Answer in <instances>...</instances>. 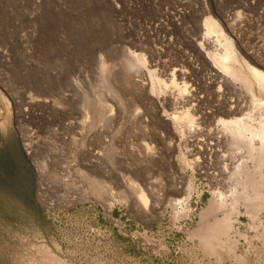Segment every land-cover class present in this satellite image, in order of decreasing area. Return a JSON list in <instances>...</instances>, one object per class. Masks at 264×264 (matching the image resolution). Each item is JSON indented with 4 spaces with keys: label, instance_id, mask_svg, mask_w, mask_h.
I'll use <instances>...</instances> for the list:
<instances>
[{
    "label": "rangeland",
    "instance_id": "rangeland-1",
    "mask_svg": "<svg viewBox=\"0 0 264 264\" xmlns=\"http://www.w3.org/2000/svg\"><path fill=\"white\" fill-rule=\"evenodd\" d=\"M206 18L234 66L264 72V0H0V264H264V209L241 200L264 174V105L199 53ZM152 67L164 80L176 70L156 108ZM186 110L191 126L173 117ZM233 118L244 128L224 126ZM96 151L114 175L101 185L85 169Z\"/></svg>",
    "mask_w": 264,
    "mask_h": 264
},
{
    "label": "bare ground",
    "instance_id": "bare-ground-1",
    "mask_svg": "<svg viewBox=\"0 0 264 264\" xmlns=\"http://www.w3.org/2000/svg\"><path fill=\"white\" fill-rule=\"evenodd\" d=\"M202 29H203V38L200 41L199 48L197 47L199 49L198 50L199 53L203 54V50H207V55L212 60L213 67H214V69H216V71H218V72H220V73H222L224 75L225 74L229 75L232 78H234L235 80L241 81L243 83L244 87L248 91H250V93L253 95V100H252L253 104L256 105V106L264 105V101H262L261 99L256 97L255 93H253V91H252V90H254V86L255 85L259 88V90L260 89L264 90V72L258 70L255 67L247 66V70L251 74V77H249L248 75H245L240 68H238L237 66H234L233 63L237 60V58H236L234 49L232 47V43H231V41H229L227 39V37L225 36L224 32L222 31V29L220 28L219 24L216 21L212 20L211 18H206L204 20V24H203V28ZM206 38H211L212 41H209ZM205 41L208 42V46L205 45ZM209 42L214 43V47L215 48H214L213 51L209 50V48H210L209 47V44H210ZM197 48H195V49H197ZM131 59L132 60L129 63V66H131V67L135 66V65L138 66L139 63L142 62V58L140 56H138V55L137 56L136 55L132 56ZM156 72H157L156 68L154 69V67H152L151 69L150 68L148 69L149 81L146 84L149 85V86H148V92L146 93V97L144 96L154 106L156 105V102L154 100V96H155V91H156L157 84L158 85L167 86V82L166 81H170V85H174V84L177 85L176 80H175L176 70H174L170 74V78L168 80H164V79L160 78L158 76V74H157L158 72L157 73ZM179 88H182L183 90H188L190 87H189L188 84L184 83L182 86H179ZM103 104H104V102H103ZM156 107H157V105L155 106V108ZM232 107L231 106L229 107V108H231V111L225 110V111H227L226 113H228L227 115L237 114V112L234 109L232 110ZM173 117H174V119L179 120V122L182 123L181 125L191 126L193 124V122H194V117H193V115L191 113H189L188 110H186L184 113H181L180 116L174 114ZM164 120L167 121L169 119L164 117ZM85 124H86L85 121H81V123H80L81 132L85 128ZM223 124H224L225 127L227 125H232L234 127L237 126V127L244 128L243 125H240V124H242V118H233V119H231L229 121H223ZM256 134H257V136H259V138L262 141V147L259 148V152L260 153L258 154V162H259V164H264V123L260 126L259 131L256 132ZM88 149L89 148H87V150ZM90 154H91V156L89 154L85 155V156L89 155V159L86 161V163L87 162L88 163L85 165L86 166L85 169L88 172L87 174H89L91 180L94 181L93 183L101 185L104 177H106L105 175L106 174L113 175V172H112L111 169H108V168L105 167V165H104L105 164L104 163V157H102L101 153L96 151L95 153L93 152V154L90 152ZM172 163H174V165H176L175 164V158L173 156H172ZM40 167H38L40 169V171H41V169L43 170L42 166H40ZM177 169H178V172L183 174L181 172V170H179V168H177ZM109 171H111V172L109 173ZM258 174H259V179L256 178V181L253 182L254 183V185H253V190H254L253 195H249V196L245 195L241 199L242 202H244L245 204L252 205V206H250V208H253L255 210L264 209V174H262V173H258ZM89 176H88V178H89ZM146 179H144V180L142 179V180L144 182H146L145 181ZM254 179H255V177H254ZM128 180H129V184H130V189L132 188V191H134V193L136 194L138 202H140V204H142L143 207L147 206L148 198H147L144 190L135 181H133L132 179L129 178ZM123 181L124 180L122 179L120 182L123 183ZM103 182L105 183L106 181H103ZM112 182H114V180ZM144 182H142V183H144ZM186 182H187V180H186ZM186 182H185L186 188L183 187L184 189L181 190V193L179 194V197L177 199H174V201L176 203H180L182 201V199L186 200L188 198V196H189V191L191 190V184L188 183V182L186 183ZM116 183H118L117 180H116ZM147 184H149V183H147ZM118 185H119V183H118ZM144 185H145V183H144ZM144 185H142V186H144ZM105 187H106V185H105ZM107 190L110 191L111 189L110 190L107 189ZM113 191H115V190H113ZM116 198H117V196H116ZM43 200L44 199H41V201H43ZM210 202L211 203H210L209 208L207 209V213H211L212 211L219 209V206L221 205V203L217 200V198H212ZM108 212H109V210H108ZM211 226H212V230H210V233L212 234V236L214 238H216V239L218 238L217 240H220L219 239V235L227 233L228 229L230 228L229 224H228V221H227V217H224L222 220L220 219V221H216ZM220 237H222V236H220ZM214 249L215 248H211V250H214ZM48 258H49V263H51V264H64L59 258L53 256L52 254H48Z\"/></svg>",
    "mask_w": 264,
    "mask_h": 264
}]
</instances>
